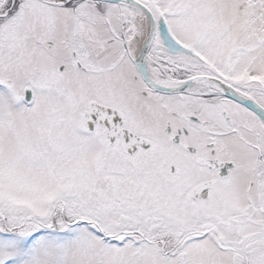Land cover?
Here are the masks:
<instances>
[{
    "label": "snow or ice",
    "instance_id": "6c2138e0",
    "mask_svg": "<svg viewBox=\"0 0 264 264\" xmlns=\"http://www.w3.org/2000/svg\"><path fill=\"white\" fill-rule=\"evenodd\" d=\"M0 264H264V0H0Z\"/></svg>",
    "mask_w": 264,
    "mask_h": 264
}]
</instances>
